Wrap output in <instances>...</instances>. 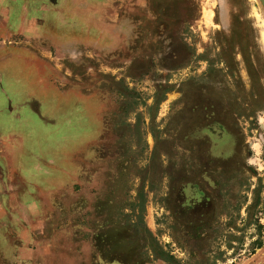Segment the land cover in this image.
<instances>
[{"label":"rangeland","instance_id":"1","mask_svg":"<svg viewBox=\"0 0 264 264\" xmlns=\"http://www.w3.org/2000/svg\"><path fill=\"white\" fill-rule=\"evenodd\" d=\"M0 21V264H264L260 0Z\"/></svg>","mask_w":264,"mask_h":264},{"label":"crops","instance_id":"2","mask_svg":"<svg viewBox=\"0 0 264 264\" xmlns=\"http://www.w3.org/2000/svg\"><path fill=\"white\" fill-rule=\"evenodd\" d=\"M0 23H2L1 21H0ZM4 32H6V31H4ZM0 37H3V38H5L6 37V35L5 34H3L2 36H0ZM1 43V45H3V44H5L4 43V41H2V42H0Z\"/></svg>","mask_w":264,"mask_h":264},{"label":"water","instance_id":"3","mask_svg":"<svg viewBox=\"0 0 264 264\" xmlns=\"http://www.w3.org/2000/svg\"><path fill=\"white\" fill-rule=\"evenodd\" d=\"M260 1H261L262 5L264 6V0H260Z\"/></svg>","mask_w":264,"mask_h":264},{"label":"trees","instance_id":"4","mask_svg":"<svg viewBox=\"0 0 264 264\" xmlns=\"http://www.w3.org/2000/svg\"><path fill=\"white\" fill-rule=\"evenodd\" d=\"M263 228H264V226H263Z\"/></svg>","mask_w":264,"mask_h":264}]
</instances>
